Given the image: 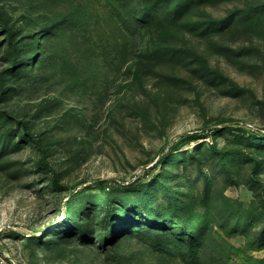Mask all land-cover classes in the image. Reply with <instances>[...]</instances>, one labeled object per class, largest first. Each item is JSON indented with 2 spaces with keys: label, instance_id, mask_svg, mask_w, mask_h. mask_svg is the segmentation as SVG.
<instances>
[{
  "label": "rangeland",
  "instance_id": "obj_1",
  "mask_svg": "<svg viewBox=\"0 0 264 264\" xmlns=\"http://www.w3.org/2000/svg\"><path fill=\"white\" fill-rule=\"evenodd\" d=\"M154 1L0 0V264H264V0Z\"/></svg>",
  "mask_w": 264,
  "mask_h": 264
},
{
  "label": "trees",
  "instance_id": "obj_2",
  "mask_svg": "<svg viewBox=\"0 0 264 264\" xmlns=\"http://www.w3.org/2000/svg\"><path fill=\"white\" fill-rule=\"evenodd\" d=\"M199 0H176V2L178 3V5L174 8L175 12L173 15V18H177L183 11V8H181L183 5H189L191 3L197 2ZM164 0H155L154 2H152L151 4H149L145 10L144 15L142 16V18L140 20H144L146 19L148 16L150 17H155L156 15H158L161 11V3L163 5ZM1 18V22L3 25H7V21H5V19L0 16ZM134 23V22H133ZM46 33H48V30L43 29L37 32V34L35 35V37H31V48H30V52L31 55L29 56V58H26L24 60H20V53H19V49L15 48V51H18V55L14 56L12 58L11 65L10 67H8V71L11 72L10 73V77L9 79H15L16 76H18V72L22 71L23 73H28V71L31 70V67L34 66V64L36 62H40L42 60V58H38L37 59V55L39 53V50L36 46L37 43V39H41L42 37H46ZM13 33H10V36H12ZM9 90V88H6V86L2 85V93H5ZM25 130L28 131V126L26 125ZM219 129V127H214L213 130H217ZM191 139H198L199 134L197 132H194L193 134H191L189 136ZM212 150L221 154V160L223 162H225V156L230 155L233 150H226V149H218L216 144L213 143L212 144ZM248 154L252 155V153L248 150L247 151ZM100 186L104 188V183L103 181H100ZM187 245H188V256L185 258V262L186 264H199L198 262V252H197V246H196V240H194V236L192 235H188V239H187Z\"/></svg>",
  "mask_w": 264,
  "mask_h": 264
}]
</instances>
